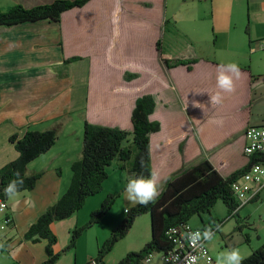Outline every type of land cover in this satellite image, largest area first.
Here are the masks:
<instances>
[{
    "label": "crops",
    "instance_id": "crops-1",
    "mask_svg": "<svg viewBox=\"0 0 264 264\" xmlns=\"http://www.w3.org/2000/svg\"><path fill=\"white\" fill-rule=\"evenodd\" d=\"M53 1L0 0V11L14 5L32 8ZM185 6H189L187 16H180ZM206 15L213 20L208 27L198 23ZM184 17L190 19L191 25L186 26ZM158 40L160 51L156 47ZM214 44L221 53L212 51ZM245 44L246 48L264 53V0H88L63 11L59 21L44 18L0 25V168L18 156L10 135L21 137L26 130L57 131L55 143L26 166L27 175L41 172L35 186L6 200L12 224L0 231V264H41L46 258V240H32L24 234L68 187L71 174L63 181L64 170H71V163L80 155L84 119L130 130L131 112L141 95L152 96L155 105L149 119L159 123V129L149 134L151 172L160 177L159 192L167 179L203 158L223 176L244 166L248 157L242 151L243 130L249 124H264V69L253 65V55L239 52ZM227 54L236 58L225 60ZM72 56L80 58L66 61ZM172 58L197 61L191 68H168L163 59ZM230 62L248 68L253 81L247 125L223 136L227 117L237 103L238 89L234 87L233 92L226 93L217 87L216 63ZM126 74L134 77L127 79ZM241 78L244 80L243 76L234 79L238 87ZM217 92L223 99L211 104L210 95ZM72 114L77 115L74 121ZM232 127L233 124L228 126ZM216 138L221 139L206 146L205 141ZM113 161L102 190L88 196L70 217L50 224L55 235L62 226L58 223H65L70 234L107 194H119L116 201L120 200L122 215L98 228L109 210L89 227H94L96 235L83 231L75 242L73 264L95 257L110 229L133 205L127 201L124 188L132 176L130 162H124L121 169L119 160ZM110 167L114 177L111 180ZM194 219L197 218L188 222L194 227L206 222L202 214L197 221ZM147 220L150 224L149 214L139 215L131 230ZM114 246L103 258L105 264H115L127 252L139 250L131 249L125 237ZM53 251L56 252V243ZM113 254L116 256L110 257ZM202 261L205 262L200 259L198 264ZM142 264L164 263L155 255Z\"/></svg>",
    "mask_w": 264,
    "mask_h": 264
},
{
    "label": "trees",
    "instance_id": "trees-1",
    "mask_svg": "<svg viewBox=\"0 0 264 264\" xmlns=\"http://www.w3.org/2000/svg\"><path fill=\"white\" fill-rule=\"evenodd\" d=\"M88 0H55L49 4L38 5L32 8H25L22 5H14L8 10L0 11V25L9 26L12 24L36 21L48 18L59 21L61 13L67 9L82 6ZM157 50L160 51V40L156 43ZM79 56H72L66 61L79 59ZM164 64L170 68L177 65H186L191 68L196 58H172L163 59ZM216 70L219 65L217 64ZM240 76L244 80L234 87L238 89L236 97L237 103L231 108V113L227 117L226 130L223 136L231 133L235 129L247 125L250 111V91L253 81L252 74L246 67H239ZM134 74H126L125 78H133ZM154 100L151 95L144 94L136 98L135 106L131 112L132 128L130 130L118 126H107L95 124L84 119L82 130V148L78 158L70 165L71 179L66 190L58 199L38 216V218L28 227L24 237L38 240L45 239L46 258L41 264H53L60 256L59 252L53 251V245L57 241L56 235L50 229V224L70 217L79 210L86 198L99 193L103 188V182L108 176L107 166L113 159L119 160V168H124V162L130 161L132 174L148 177L151 174V160L149 149L150 132L159 129V123L151 121L149 114L153 111ZM203 113V112H202ZM201 115V113H200ZM199 115V116H200ZM228 128V126H232ZM199 136L202 135L199 133ZM56 129L47 130H26L19 137L17 134L9 136V141L18 152V156L7 162L0 168V198L7 200L4 195V187L15 178L18 170L24 177V184L19 191L30 190L35 186L41 172L27 175L25 173L27 164L40 154L46 152L56 141ZM219 139L212 142L205 141L206 146L214 145ZM126 144V145H125ZM264 162V153H254L249 157L248 162L223 176L212 163L203 158L193 165L182 169L177 174L167 179L154 202L147 206L132 205L129 207L122 220L111 229L108 237L97 249L95 258L97 264H105L103 258L111 251L114 244L123 238L133 225L135 219L142 214L150 215V238L139 250H131L125 254L115 264H142L150 252L167 251L171 248V242L165 230L171 226L188 222L194 215L200 216L208 213L210 220L202 222V226L211 225L215 228L222 223L221 219L211 216L210 211L214 204L221 200L226 207L227 216L235 217L238 214L239 202L236 199L231 184L255 162ZM126 187V184L124 188ZM118 193H109L102 200L98 208L93 209L85 223L74 227L70 231V239L67 249H74L77 238L85 229L99 222L101 218L110 210ZM255 196L252 201H255ZM241 230L239 223L235 226ZM249 242L248 236H244ZM242 264H264V243L252 249Z\"/></svg>",
    "mask_w": 264,
    "mask_h": 264
},
{
    "label": "rangeland",
    "instance_id": "rangeland-1",
    "mask_svg": "<svg viewBox=\"0 0 264 264\" xmlns=\"http://www.w3.org/2000/svg\"><path fill=\"white\" fill-rule=\"evenodd\" d=\"M199 2L204 3V1H199ZM188 10H189V6H185L183 9L180 10L179 15L180 16H187ZM184 22H185L186 26L191 25L190 19H187V17H184ZM198 23L202 26L204 25V26L208 27L213 23V20L210 17V15H206V16L198 19ZM189 31H191V30H189ZM207 31H209V30L207 29ZM188 34H190V33H188ZM187 37L188 36L183 38L184 41H186ZM165 38H166V36H164V43H165V48H167L168 42ZM185 44H186L187 48L192 49L191 47H188V43L185 42ZM246 45L247 44H245L239 50V52H241L243 54H247V55H253V57H254L253 65H256L260 69H264V53L263 52L260 53V51L256 50V48L252 49V50L249 48H246ZM211 48H212V51H217L218 53H221V50L219 49V47L216 44L212 45ZM185 53H186V51H185ZM233 57L234 56L227 54V55H225L224 59L226 60L228 58H233ZM234 58H236V57H234ZM239 58H242V57L239 56ZM242 59L244 61H246V59H244V58H242ZM244 63H246V62H244ZM76 119H77V115L73 116V114H72L71 120L74 121ZM132 157H133V154L131 155L130 161H127V162H131ZM113 160H115V159H113ZM112 162H114V161H112ZM111 168L112 167L109 168L110 174L112 172ZM107 169H108V166H107ZM70 174H71V170H69L68 168H65L63 181L68 179L70 177ZM112 178H114V177H112V174H111L109 180H111ZM117 198L118 197L115 198V201L112 204V209L110 208L111 211L106 215V217H104V219L100 223H98V225H97L98 228L111 223L114 216L117 217L119 214L122 215V211L119 212L120 200L117 202L116 201ZM101 202H100V204H101ZM239 208L240 209L238 210V214L235 217H233V216L228 217L227 216L226 207L222 203L221 200H218L214 204V206L211 208V211H210L211 216L214 218L221 219L222 223L220 224L221 225L220 228L216 231L213 239L211 241L206 242V246H207L209 254L212 258V260L209 264H216L217 256L220 255L221 253L225 252L227 249H229L230 246L239 248L241 251V254L243 256H247L249 253H251L252 249H255L256 247H258L262 243H264V189L261 191L259 197H257L255 201H252V202L249 201L248 203L244 204L243 206H241ZM124 215L125 214H123L122 217H124ZM198 217L199 216H193L190 219L192 220V218H197V219H194V221L195 220L197 221ZM202 217L205 219L206 222H208L210 220V215L208 213H202ZM88 218H89V216H88ZM85 222H83V223H85ZM237 223H239V225L241 226V230H238L235 227ZM58 224L62 225L61 227L58 228V232L56 235L57 236L56 252L60 253V257L54 264H73V259L75 256L74 250L65 248V246L68 244L69 237H70L69 231L67 230L68 228L65 225V223H58ZM132 226H131V228H132ZM198 227H201V226H198ZM131 228L129 229V231L131 230ZM111 229H110V231H111ZM129 231L124 237L126 238L127 242H129V244L131 245V247H132L131 249H138V248L140 249L143 242L146 241V239H149L150 235H151L150 224L148 223V220L143 225H140L139 223H137L135 225V227H133V229L130 231V233H129ZM87 233L89 235H92V236L96 235V231H95L94 227L93 228L88 227L87 229H85L84 234H87ZM99 235H102V234L99 233ZM245 235L248 236L249 242L245 241V239H244ZM117 245L114 246V249H112V252L115 250ZM115 256L116 255L113 254L110 257L114 258ZM10 261H11V259H10ZM204 263L205 262H203V261H202V263L200 262V264H204Z\"/></svg>",
    "mask_w": 264,
    "mask_h": 264
},
{
    "label": "built area",
    "instance_id": "built-area-1",
    "mask_svg": "<svg viewBox=\"0 0 264 264\" xmlns=\"http://www.w3.org/2000/svg\"><path fill=\"white\" fill-rule=\"evenodd\" d=\"M243 154L249 157L254 153H264V124H249L243 130ZM231 188L239 207L251 201L264 189V162L253 163L247 171L241 174L232 184ZM241 196L245 199L242 201ZM0 204L5 205L3 213H0V231L12 224V217L7 212V201L0 198ZM205 227H194L188 222L171 226L165 230V234L171 242V248L167 251L150 252L144 261H150L155 255H159L164 264H184V257L194 254L206 263H210L212 258L209 254L206 242L202 249H193L189 241L184 238L189 230H203ZM83 264H97L95 257L90 258Z\"/></svg>",
    "mask_w": 264,
    "mask_h": 264
},
{
    "label": "clouds",
    "instance_id": "clouds-1",
    "mask_svg": "<svg viewBox=\"0 0 264 264\" xmlns=\"http://www.w3.org/2000/svg\"><path fill=\"white\" fill-rule=\"evenodd\" d=\"M241 70L237 63L230 62L221 64L217 68V87L226 93L233 92L234 79L240 77ZM223 97L220 92L210 95L211 104L221 103ZM222 123V121H218ZM160 177L157 172L153 171L148 177L137 175L135 173L127 180L125 187L126 199L133 205L147 206L150 202H154L159 195L158 185ZM24 184V177L21 176L17 170L15 178L10 180L4 187V195L9 199H13L19 192L21 186ZM245 198L241 196L243 201ZM5 205L0 204V213H3ZM219 225L213 228L211 225L205 227L202 231H187L184 238L189 241L190 246L195 249H202L204 243L211 241L215 236ZM246 257L241 254L237 247H229L225 252L217 256L216 264H242ZM199 257L194 254H189L184 257V264H198Z\"/></svg>",
    "mask_w": 264,
    "mask_h": 264
}]
</instances>
